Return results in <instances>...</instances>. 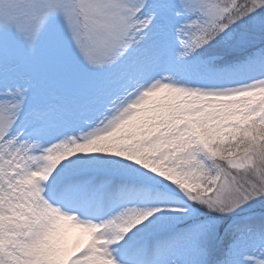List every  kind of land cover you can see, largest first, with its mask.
<instances>
[{
  "label": "snow or ice",
  "instance_id": "1",
  "mask_svg": "<svg viewBox=\"0 0 264 264\" xmlns=\"http://www.w3.org/2000/svg\"><path fill=\"white\" fill-rule=\"evenodd\" d=\"M0 264H264V0H0Z\"/></svg>",
  "mask_w": 264,
  "mask_h": 264
}]
</instances>
